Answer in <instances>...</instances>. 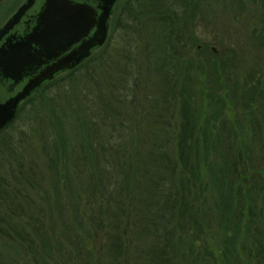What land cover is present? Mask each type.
I'll return each instance as SVG.
<instances>
[{"label": "trees", "instance_id": "obj_1", "mask_svg": "<svg viewBox=\"0 0 264 264\" xmlns=\"http://www.w3.org/2000/svg\"><path fill=\"white\" fill-rule=\"evenodd\" d=\"M203 2L126 1L105 45L35 92L56 104L46 92L63 89L60 101L70 98L85 105L81 143L69 149L70 142L60 138L49 169L59 185L61 151L68 200L64 205L56 193L44 205L29 201L28 213L9 200L12 208L0 213V239L30 244L34 258L46 257V264H180L184 240L205 238L199 200L203 180L208 179L224 203L222 250L217 257L213 249L187 243L193 257L189 264H217L218 259L220 264H240L237 245L243 249L247 244L241 239L243 221L247 218V231L255 226L249 235L253 243L263 217L257 201L264 197V86L257 78L244 90L251 127L245 147L239 146L224 119L215 138L197 127L190 92L179 83L188 79L184 53L196 42L193 31L199 15L206 13ZM135 70H143L142 81L154 87L152 91H140ZM31 99L21 104L16 117ZM204 127L208 131L209 123ZM52 205L58 211L56 220L48 217ZM15 217L18 225L12 222ZM5 218L9 230L2 227ZM194 227L200 231L195 235ZM36 241L42 249L37 250ZM260 246L264 254V243ZM249 248L251 258H257L252 244ZM0 264L30 261L23 263L0 250Z\"/></svg>", "mask_w": 264, "mask_h": 264}, {"label": "rangeland", "instance_id": "obj_2", "mask_svg": "<svg viewBox=\"0 0 264 264\" xmlns=\"http://www.w3.org/2000/svg\"><path fill=\"white\" fill-rule=\"evenodd\" d=\"M126 1L128 0H117L114 14L109 20V34ZM202 1H205L203 9L206 13L203 14L204 16L199 15L200 20L196 21L193 31L196 42L192 43L184 53L188 62L189 70L186 75L189 80L181 81L179 84L180 86L185 84L187 91L190 92L193 121L196 122L197 127L203 126L204 131L215 138L221 128H218L219 124L224 119L228 131L230 130L237 137L239 146L245 147L251 137V127L244 104L246 99L244 90L247 83L253 85L257 78L264 86V0ZM23 2L24 0L0 1V27ZM117 44L116 40L112 43L114 52L118 48ZM198 47L203 48L198 50ZM142 58L138 59V63L143 62ZM139 71L140 73L135 70L134 73L137 75L140 91L143 92L144 87L147 88L146 91H152L154 87L145 85L142 81L143 70ZM86 89V87L80 88L82 91ZM41 94L34 93L30 97L31 101L24 105L23 110L16 117L15 122L0 133V213L2 214L12 208L8 205L9 200L23 206L26 211L24 213H28L29 201L44 205L46 198H53L56 193L58 198L61 197L64 205L68 200L62 179L65 171L61 151L57 153L60 158L58 161L61 178L59 185L56 184L58 178L54 179L56 175H53L49 169L51 159L55 158L54 147H60V138L63 137L70 142L69 149L81 143L80 123L84 118L82 108L85 105L80 104L79 101H71L70 98L60 101L64 95L63 89L53 88L52 91L46 92V96L55 98L56 104L49 103L48 98H43ZM139 97L141 100V95ZM176 121L179 122V117ZM206 122L209 123L208 131L204 127ZM203 183L205 188L199 203L204 211L200 217L204 221L201 227L202 231H205V238H195L199 239L198 242H195L193 238L184 240L185 243L179 249L180 264H189L193 260L187 250V243L191 242L208 250L213 249L217 257L220 255V249L222 250L225 233L221 228L220 212L223 210L224 203L217 187H212L208 179H204ZM257 206L263 210V217L260 220L261 224H257L258 233H256L254 244L251 243L249 235L255 226H251L247 231L244 227L247 218L243 221L241 239L247 244H243V249L239 243L237 245L238 254L242 259L240 264H264V254L260 246L264 243V197L262 195L258 197ZM52 208V213L48 214V217L52 216L56 220L58 211L54 205ZM7 222L9 223V220L5 218L2 225L5 230H9ZM12 222L18 225L20 221L15 217L12 218ZM209 225L210 230H208ZM231 229L233 230V227L229 224L226 232L228 236L233 234L230 232ZM28 231L31 232L30 229ZM192 232L193 230L189 228L190 236ZM199 232L194 227L193 235ZM32 236L33 239L35 236ZM9 241L0 239V250L4 254L17 258L23 263L27 260L30 264L47 263L46 257L40 260L34 258L29 250L30 244L27 247L25 243L21 245L17 240L11 245ZM3 243L9 244L10 248L2 249ZM251 244L254 257L257 251V258L254 259L250 256ZM34 246H37L39 250L40 241H36ZM217 264H220L219 259Z\"/></svg>", "mask_w": 264, "mask_h": 264}, {"label": "water", "instance_id": "obj_3", "mask_svg": "<svg viewBox=\"0 0 264 264\" xmlns=\"http://www.w3.org/2000/svg\"><path fill=\"white\" fill-rule=\"evenodd\" d=\"M116 0H26L0 29V131L23 102L102 48Z\"/></svg>", "mask_w": 264, "mask_h": 264}, {"label": "flooded vegetation", "instance_id": "obj_4", "mask_svg": "<svg viewBox=\"0 0 264 264\" xmlns=\"http://www.w3.org/2000/svg\"><path fill=\"white\" fill-rule=\"evenodd\" d=\"M0 1H1V0H0ZM25 2H26V0H24V2H23L20 6H22ZM116 3H117V0H116ZM115 5H116V4H115ZM20 6H19V7H20ZM19 7H18V8H19ZM18 8L16 9V11L18 10ZM114 8H115V6H114ZM114 8H113V11H112V16H113V14H114ZM16 11H15V12H16ZM15 12H14V13H13V14H12L7 20H9V19L15 14ZM112 16H111V17H112ZM7 20H6V22H7ZM6 22H5V23H6ZM5 23H4V24H5ZM4 24H3V25H4ZM3 25L0 27V29L3 27ZM109 30H110V29H109ZM98 50H99V49H96V50L93 52V54H95V52H97ZM93 54H92V55H93ZM13 122H14V121H13ZM13 122H12V123H13ZM5 128H6V127H5ZM5 128H4L3 130H1L0 133H2V132L5 130Z\"/></svg>", "mask_w": 264, "mask_h": 264}]
</instances>
